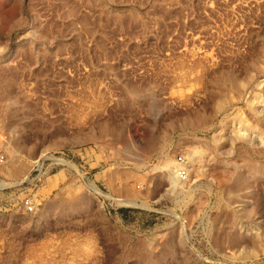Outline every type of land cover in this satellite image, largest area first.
Returning <instances> with one entry per match:
<instances>
[{
	"label": "rangeland",
	"instance_id": "rangeland-1",
	"mask_svg": "<svg viewBox=\"0 0 264 264\" xmlns=\"http://www.w3.org/2000/svg\"><path fill=\"white\" fill-rule=\"evenodd\" d=\"M263 171L264 0H0V264H264Z\"/></svg>",
	"mask_w": 264,
	"mask_h": 264
},
{
	"label": "bare ground",
	"instance_id": "bare-ground-1",
	"mask_svg": "<svg viewBox=\"0 0 264 264\" xmlns=\"http://www.w3.org/2000/svg\"><path fill=\"white\" fill-rule=\"evenodd\" d=\"M218 106V108H220V103H218L217 104ZM204 120L205 119H203V116H197L196 117V122L195 123H192L191 122V126H193V127H195V128H200V126L202 127V125L204 124ZM103 131L105 132H111V129L110 128H108V126H104L103 127ZM238 134L239 135H243L244 133H242V131L240 130V131H238ZM54 144L55 145H57L58 144V142H54ZM9 151V150H8ZM11 153H12V151H10ZM46 156V155H45ZM49 157V156H48ZM42 158H40L39 160H37L35 163V167H41L42 166ZM191 163H192V161H191V157L190 156H187V162H186V167H185V169H186V172H187V174L190 176V172H191V168H192V166H191ZM168 167H172V170H167L166 172H167V175L169 176V178H170V180H171V182H172V184L174 185V187H176V186H179V185H181V184H183L184 183V181H182V179L179 177L180 175H178V170L180 169L179 167H180V165L179 164H177V163H172V162H170V161H167L166 162V164L163 166V168H168ZM19 170V169H18ZM121 171V170H120ZM263 173H264V171H263ZM120 175V174H119ZM189 178V177H188ZM126 186V185H125ZM116 189V188H115ZM128 189V188H127ZM133 189V188H132ZM117 191V190H116ZM127 191V190H126ZM129 191L130 190H128L127 192L129 193ZM120 192H121V190H120ZM123 192H124V190H123ZM131 192V191H130ZM130 194V193H129ZM131 194L133 195V192H131ZM118 195H119V193H118ZM137 195H138V192H137ZM125 196V195H124ZM128 196V195H127ZM131 196V195H130ZM139 196V195H138ZM130 198V197H129ZM127 199V198H126ZM133 200V199H132ZM122 204H136V202H134V201H131V200H123L122 202H121ZM85 206V208H87V202H84L82 199H81V197L79 198H74L73 200H71V202L68 204V206H69V208L74 212V211H78V210H80L81 209V207L82 206Z\"/></svg>",
	"mask_w": 264,
	"mask_h": 264
},
{
	"label": "built area",
	"instance_id": "built-area-1",
	"mask_svg": "<svg viewBox=\"0 0 264 264\" xmlns=\"http://www.w3.org/2000/svg\"><path fill=\"white\" fill-rule=\"evenodd\" d=\"M181 174H185V173H184V172H182ZM181 174H180V175H181Z\"/></svg>",
	"mask_w": 264,
	"mask_h": 264
}]
</instances>
